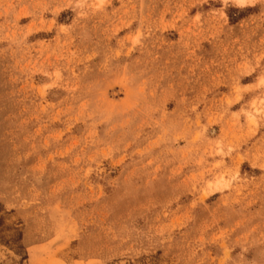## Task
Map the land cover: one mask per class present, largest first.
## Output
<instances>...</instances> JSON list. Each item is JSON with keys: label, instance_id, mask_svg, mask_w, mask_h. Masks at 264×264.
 <instances>
[{"label": "rangeland", "instance_id": "374dc122", "mask_svg": "<svg viewBox=\"0 0 264 264\" xmlns=\"http://www.w3.org/2000/svg\"><path fill=\"white\" fill-rule=\"evenodd\" d=\"M0 264H264V0H0Z\"/></svg>", "mask_w": 264, "mask_h": 264}, {"label": "bare ground", "instance_id": "6f19581e", "mask_svg": "<svg viewBox=\"0 0 264 264\" xmlns=\"http://www.w3.org/2000/svg\"><path fill=\"white\" fill-rule=\"evenodd\" d=\"M239 3L243 4L245 0H238Z\"/></svg>", "mask_w": 264, "mask_h": 264}]
</instances>
